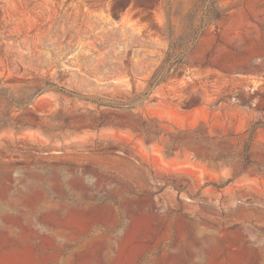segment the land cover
Here are the masks:
<instances>
[{
    "label": "rangeland",
    "instance_id": "1",
    "mask_svg": "<svg viewBox=\"0 0 264 264\" xmlns=\"http://www.w3.org/2000/svg\"><path fill=\"white\" fill-rule=\"evenodd\" d=\"M0 0V264H264V0Z\"/></svg>",
    "mask_w": 264,
    "mask_h": 264
},
{
    "label": "trees",
    "instance_id": "2",
    "mask_svg": "<svg viewBox=\"0 0 264 264\" xmlns=\"http://www.w3.org/2000/svg\"><path fill=\"white\" fill-rule=\"evenodd\" d=\"M204 3V18L205 25H211L222 18L223 13L219 8L220 0H202Z\"/></svg>",
    "mask_w": 264,
    "mask_h": 264
}]
</instances>
